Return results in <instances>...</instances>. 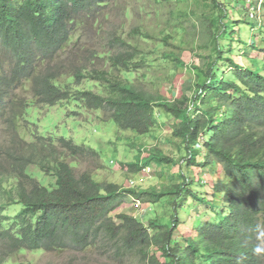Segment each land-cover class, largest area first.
Listing matches in <instances>:
<instances>
[{
	"label": "trees",
	"instance_id": "trees-1",
	"mask_svg": "<svg viewBox=\"0 0 264 264\" xmlns=\"http://www.w3.org/2000/svg\"><path fill=\"white\" fill-rule=\"evenodd\" d=\"M116 1L0 0V195L6 196L0 201V246L8 256L26 249L97 248L109 258L133 257L142 264H264V28L244 39L240 24L229 19V0H197L211 8V17L201 13L210 25L203 46L211 52L192 67V95L184 91L168 99L124 76L140 67L142 49L115 32L108 39L107 67L97 65L103 57L95 50L78 56L81 48L71 42L77 26L90 19L100 24ZM234 1L249 8L247 0ZM180 21L187 36L188 21ZM192 44L187 37L168 58L185 65L183 53ZM84 80L99 83L102 91L78 88ZM64 101L105 110L119 129L139 135L165 126L160 116H170L180 160L139 146L135 160L123 165L133 173L179 165L182 180L146 189L99 181L91 168L78 172L72 164L91 160L94 169L103 167L94 147L65 136L34 132L31 142L21 137L19 122L27 121L31 104ZM30 165L53 175L55 184L43 185ZM184 165L213 181H195ZM129 198L136 209L161 202L174 212L168 221L142 220L119 210ZM13 205L19 210L7 214ZM181 224L190 233L179 236Z\"/></svg>",
	"mask_w": 264,
	"mask_h": 264
},
{
	"label": "rangeland",
	"instance_id": "rangeland-1",
	"mask_svg": "<svg viewBox=\"0 0 264 264\" xmlns=\"http://www.w3.org/2000/svg\"><path fill=\"white\" fill-rule=\"evenodd\" d=\"M251 4L254 6L251 7ZM226 5L229 19L236 20L233 25L237 27L240 24L239 34L242 38L248 39L258 32L257 28H264V0H254L253 3L247 0L246 7L249 6L250 9L242 7L234 0H229ZM253 8L259 11L255 19L251 17ZM194 9L195 13H193ZM210 9L207 4H199L197 0H117L106 10L107 13L101 16L100 24L90 19L84 25H78L71 42L81 48L78 50V56H82L88 50H95L96 54L103 57V59L96 58L97 65L107 67L106 54H111L108 49L110 48L108 39L115 32L129 43L138 45L142 49V54L139 56L140 67L124 73L126 78L141 88L150 91L159 89L168 99L177 97L184 91L192 95L194 88L192 67L202 65L206 56L211 52L210 48L203 46L210 25L201 15L204 12L211 17ZM180 19L188 21L187 36L185 29L180 27L182 24ZM241 21L243 23H240ZM247 21L252 23V27L244 23ZM136 28L144 35L137 34L134 31ZM187 37L193 41V44L183 53L182 60L185 65L177 66L168 58L169 53L178 50L179 45H182ZM222 41L225 42V38ZM239 60L249 63L241 56ZM68 79L63 78L65 82H69ZM78 88L96 92H101L103 89L99 83L92 80H84ZM26 120L19 122L18 129L21 137L28 142L34 140L35 133H39L54 138L69 137L78 144H86L97 149L101 154L100 161L103 167L94 169L91 160L72 164L76 166L78 172L91 168L94 178L99 181H110L124 187L146 189L154 186L160 188L165 184L182 180L179 175V165L154 167L152 170L147 169L139 173H133L123 165L135 160L139 146H145L146 149L158 147L165 155L180 160L182 153L178 145L174 143L176 141L171 140L170 116L161 115L160 120L166 125L146 135H139L131 130H121L107 111L88 109L74 101H64L55 106L31 104L27 109ZM0 126V144H2L4 131L3 126L1 124ZM147 154L148 151H144V155ZM1 162L0 157V164ZM28 169L29 173L43 185L51 187L55 184V177L45 174L37 165H30ZM184 171L195 181L198 179H202L204 183L213 181L209 174L203 175L198 167L190 169L184 165ZM195 189L210 192L207 186L197 185ZM5 200L6 196L0 195V201ZM132 202V198H129L119 210L129 211L146 221L150 218L168 221L169 216L174 212V208L169 203L159 202L151 205L144 203L136 209ZM19 208L18 205H13L6 213L15 214ZM188 233H190V228L181 224L178 230L179 236ZM0 262L1 264H142L133 257L109 258L97 248L77 252L26 249L8 256L1 246Z\"/></svg>",
	"mask_w": 264,
	"mask_h": 264
},
{
	"label": "built area",
	"instance_id": "built-area-1",
	"mask_svg": "<svg viewBox=\"0 0 264 264\" xmlns=\"http://www.w3.org/2000/svg\"><path fill=\"white\" fill-rule=\"evenodd\" d=\"M258 13H259L258 9H254V8H253V10H252V12H251V17H252V18H256L257 15H258ZM258 17H259V16H258ZM148 170H150V168H148Z\"/></svg>",
	"mask_w": 264,
	"mask_h": 264
}]
</instances>
